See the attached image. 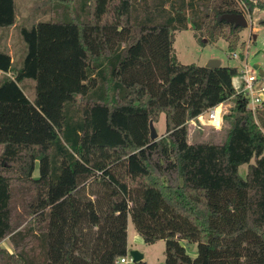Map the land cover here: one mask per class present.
<instances>
[{"label":"trees","instance_id":"obj_1","mask_svg":"<svg viewBox=\"0 0 264 264\" xmlns=\"http://www.w3.org/2000/svg\"><path fill=\"white\" fill-rule=\"evenodd\" d=\"M53 2L10 53L16 5L0 0V242L13 249L0 264H118L128 217L144 243L164 241L163 264H264V104L248 107L237 67L173 51L190 24L233 52L242 28L221 15L264 0ZM228 100L219 140L189 142L190 122Z\"/></svg>","mask_w":264,"mask_h":264},{"label":"rangeland","instance_id":"obj_2","mask_svg":"<svg viewBox=\"0 0 264 264\" xmlns=\"http://www.w3.org/2000/svg\"><path fill=\"white\" fill-rule=\"evenodd\" d=\"M53 0H15L16 5V24L8 32V37L3 40L10 53L14 52L15 47L13 42L16 41L19 29L22 27L21 22L27 20V26H30V19L43 20L48 18L51 13L43 14L42 11L50 8ZM248 21V26L242 28L240 31V41L237 48L230 52L227 43L222 39L216 42H208L203 46L198 43L194 37V31L189 24V27L184 30H177L173 33V51L176 59L182 64H195L205 66L210 59H216L222 66H235L239 71H243L246 67L247 72L257 77L254 84V91L256 95L262 98L261 102L264 104V77L260 76V70L264 71V26L259 23L264 19V12L255 10L251 15H245ZM23 24V23H22ZM26 26V27H27ZM255 65H258L255 68ZM244 73H241L232 79V85L240 92L244 89ZM27 97L32 100L34 98V91L28 90ZM248 105L249 102H248ZM233 107L232 100L217 105V117L215 119H208V113L204 112L199 118L190 122L189 124V142L219 140L220 134H224L227 127V121L223 118L225 115L231 113ZM259 107V106H258ZM255 111V110H254ZM157 133V138L165 135V120L164 115H161L159 120L153 124ZM253 162V160H251ZM246 164L239 168L241 176L246 174ZM35 177L38 176L37 167L35 168ZM129 227L133 228L130 217H128ZM186 249L190 257L196 256V244L189 243L185 240L180 242ZM164 241L159 240L156 243L148 244L143 241L138 243L129 240V249L138 250L144 254V261L147 264H163L164 261ZM1 251L5 253L13 252L8 240L4 239L0 242Z\"/></svg>","mask_w":264,"mask_h":264},{"label":"built area","instance_id":"obj_3","mask_svg":"<svg viewBox=\"0 0 264 264\" xmlns=\"http://www.w3.org/2000/svg\"><path fill=\"white\" fill-rule=\"evenodd\" d=\"M240 72L244 73L243 77L245 76L244 77V82H245L244 89H242L240 92L247 95L249 99V104H250L248 105V107L252 111H254L258 106L262 104L261 102L262 98L259 96V94L256 95L254 91V84L257 81V77L254 75H250L251 73L247 72L246 67L244 68L243 71H240ZM216 110H217V106H214L206 111L208 113L207 115L208 119H215L217 117ZM118 264H134V261L128 253L126 256L119 258Z\"/></svg>","mask_w":264,"mask_h":264},{"label":"water","instance_id":"obj_4","mask_svg":"<svg viewBox=\"0 0 264 264\" xmlns=\"http://www.w3.org/2000/svg\"><path fill=\"white\" fill-rule=\"evenodd\" d=\"M221 19L225 20L228 23L233 24L234 26H240L241 28H246L248 26V21L246 19V16L242 13H226L221 15ZM220 66V62L216 59H210L205 67L208 68H217ZM258 65H255V68H257ZM260 76H264V71L260 70ZM149 129H150V139L156 140L157 139V133L155 131V128L153 126V122L149 121ZM129 255L132 257L134 262H138L143 260V254L139 252L138 250H130Z\"/></svg>","mask_w":264,"mask_h":264},{"label":"crops","instance_id":"obj_5","mask_svg":"<svg viewBox=\"0 0 264 264\" xmlns=\"http://www.w3.org/2000/svg\"><path fill=\"white\" fill-rule=\"evenodd\" d=\"M221 65V64H220ZM264 77V76H263ZM200 117V115L197 117V118H199ZM196 118V119H197ZM194 121V120H193ZM192 122V121H191ZM241 166H243V165H241ZM240 166V167H241ZM37 167V166H36ZM239 167V168H240ZM34 172H35V170H34ZM33 172V177H35V173ZM37 172H38V170H37ZM130 239H133V241H137L138 243L140 242H142V239H141V237L135 232V230L134 229H132L131 227H129V224L127 223V253H129V251H130V249H129V240ZM156 243V242H155ZM143 259H144V254H143Z\"/></svg>","mask_w":264,"mask_h":264}]
</instances>
